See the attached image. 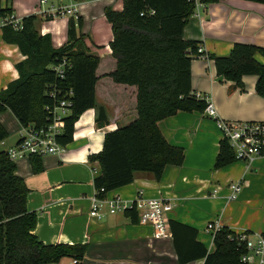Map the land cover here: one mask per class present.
<instances>
[{
  "label": "crops",
  "instance_id": "crops-1",
  "mask_svg": "<svg viewBox=\"0 0 264 264\" xmlns=\"http://www.w3.org/2000/svg\"><path fill=\"white\" fill-rule=\"evenodd\" d=\"M11 8L20 18L34 14L37 28L52 37L54 47L68 40L71 19H82L81 32L92 54L100 57L96 98L106 108L109 122L101 127L98 108L86 110L74 126L73 140L63 152L42 157L43 170H32L30 157L15 161L16 173L30 188L28 210L37 213L34 233L45 244H84L80 264H180L173 236L156 235L152 225L133 221L126 213L108 214L102 219L90 215L96 195L94 179L100 163L90 156L103 149L105 134L137 117V88L116 83L107 74L116 68L110 43L112 25L105 10H122L124 0H0V8ZM0 28V91L19 77L17 63L26 58L17 44L3 39ZM184 38L203 46L204 57L192 59V87L216 107L218 117L236 121H264V98L256 92V75L243 77L244 90L218 75L210 56L228 55L237 42L264 47V4L250 0H220L206 4L197 0ZM264 62L261 54H256ZM9 136L0 142V151L18 145L23 126L8 109L0 113ZM166 139L185 150L182 165H168L161 179L152 173L137 172L132 183L107 193L131 203L164 199L173 204L170 220L198 229V239L214 250V237L206 230L209 222L228 226L236 233L264 232V157L253 163L234 161L215 168L221 130L214 118L200 111H179L159 122ZM243 183L236 199H229L230 185ZM71 257L60 262L64 264ZM204 262L195 260L186 264Z\"/></svg>",
  "mask_w": 264,
  "mask_h": 264
},
{
  "label": "trees",
  "instance_id": "trees-1",
  "mask_svg": "<svg viewBox=\"0 0 264 264\" xmlns=\"http://www.w3.org/2000/svg\"><path fill=\"white\" fill-rule=\"evenodd\" d=\"M199 1L210 4L220 0ZM250 1L264 4V0ZM196 7L197 0H124L122 10H105L112 25L110 46L116 59V68L107 75L116 83L136 86L137 117L106 132L103 149L90 156L101 167L94 179L96 191L105 190L97 194L100 197L132 183L137 172L152 173L159 180L168 165L183 164L184 148L166 139L159 122L179 111L204 112L209 103L192 87V59L200 56L199 44L184 38L185 26ZM10 13L11 8H0V18ZM82 23L81 18L71 19L69 40L58 48L49 34L39 32L34 14L22 18L20 29L2 27L3 39L17 44L26 58L16 65L19 77L0 91V113L9 109L22 126H46L51 116L47 107L69 98L71 112L60 120L63 131L58 142L62 145L73 140L75 123L90 108H98L99 126L109 122L106 108L96 98L100 57L87 46ZM256 54L264 57V47L237 42L228 55L209 57L214 59L218 75L242 90L243 77L256 75V92L264 98V62ZM60 65L63 73L56 70ZM8 136L0 122V142ZM29 157L32 170L41 172L42 156ZM234 161L232 148L222 139L215 168ZM16 170L8 151H0V264H48L65 257L82 260L87 245L45 244L34 233L37 213L27 207L30 188ZM126 214L138 221L135 207ZM170 228L180 264L200 259L204 264H244L241 256L245 247L238 233L228 226L215 233L211 252L198 239L197 228L173 219Z\"/></svg>",
  "mask_w": 264,
  "mask_h": 264
},
{
  "label": "built area",
  "instance_id": "built-area-1",
  "mask_svg": "<svg viewBox=\"0 0 264 264\" xmlns=\"http://www.w3.org/2000/svg\"><path fill=\"white\" fill-rule=\"evenodd\" d=\"M46 1L42 0V2ZM6 25L20 29L22 18L17 17L14 13L1 17L0 28ZM198 52L199 57L205 56L203 46L199 45ZM56 70L63 73L62 65L58 66ZM72 94L73 91L70 90L68 95L71 96ZM71 104L69 98H64L55 103L52 108L48 106L47 109L51 112V116L49 117L50 122L46 126L38 127L34 124L23 126L20 142L8 150L9 157L16 161L31 154H39L43 157L47 154L63 152L65 147L58 142V136L63 131L60 120L71 112ZM203 113L216 120L223 139L227 140L237 160L251 164L255 159L264 157V121L222 119L218 117L216 107L212 102L208 103ZM230 189L229 199H236L243 190V183L241 181L232 183ZM104 191V188L96 191V195L92 199L90 212L92 217L102 219L108 214L127 213L129 209L135 207L138 221L142 224L152 225L158 237H164L170 233L169 213L173 209L171 202L164 199L137 197L135 201L128 203L119 196L109 197L105 195L100 197L97 195ZM221 228L220 223L209 222L206 230L215 237V233ZM237 238L245 247V253L241 256V261L244 264H264V232H242L238 233ZM64 264H80V260L72 257ZM196 264H204V262L201 261Z\"/></svg>",
  "mask_w": 264,
  "mask_h": 264
}]
</instances>
